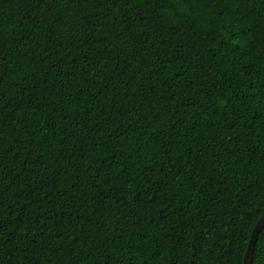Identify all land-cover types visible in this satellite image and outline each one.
I'll return each instance as SVG.
<instances>
[{"label": "trees", "instance_id": "16d2710c", "mask_svg": "<svg viewBox=\"0 0 264 264\" xmlns=\"http://www.w3.org/2000/svg\"><path fill=\"white\" fill-rule=\"evenodd\" d=\"M263 214L264 0H0V264H243Z\"/></svg>", "mask_w": 264, "mask_h": 264}, {"label": "water", "instance_id": "95a60500", "mask_svg": "<svg viewBox=\"0 0 264 264\" xmlns=\"http://www.w3.org/2000/svg\"><path fill=\"white\" fill-rule=\"evenodd\" d=\"M263 228H264V214L258 220L256 226L253 229L250 242L245 253L243 264H253L256 242Z\"/></svg>", "mask_w": 264, "mask_h": 264}]
</instances>
